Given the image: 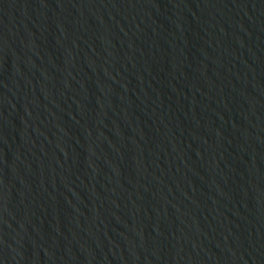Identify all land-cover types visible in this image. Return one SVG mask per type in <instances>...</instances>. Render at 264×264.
<instances>
[{
	"label": "water",
	"instance_id": "water-1",
	"mask_svg": "<svg viewBox=\"0 0 264 264\" xmlns=\"http://www.w3.org/2000/svg\"><path fill=\"white\" fill-rule=\"evenodd\" d=\"M0 135L61 264H264V0H0Z\"/></svg>",
	"mask_w": 264,
	"mask_h": 264
}]
</instances>
